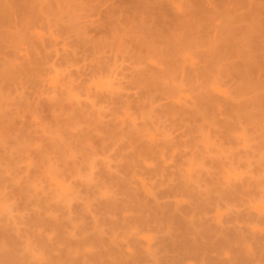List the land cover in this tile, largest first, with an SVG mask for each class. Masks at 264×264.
Here are the masks:
<instances>
[{
	"label": "rangeland",
	"instance_id": "374dc122",
	"mask_svg": "<svg viewBox=\"0 0 264 264\" xmlns=\"http://www.w3.org/2000/svg\"><path fill=\"white\" fill-rule=\"evenodd\" d=\"M262 2L0 0V264H264Z\"/></svg>",
	"mask_w": 264,
	"mask_h": 264
},
{
	"label": "bare ground",
	"instance_id": "6f19581e",
	"mask_svg": "<svg viewBox=\"0 0 264 264\" xmlns=\"http://www.w3.org/2000/svg\"><path fill=\"white\" fill-rule=\"evenodd\" d=\"M197 1H198V0H197ZM199 3H200V2H199ZM260 3H261V2H260ZM262 3H263V5H264V2H262ZM261 5H262V4H261ZM260 7H261V6H260ZM176 9H178V7H176ZM179 9H180V8H179ZM177 12H178V11H177ZM260 15H261V14H260ZM263 18H264V17H263ZM225 27H226V26H225ZM228 27H229V26H228ZM227 29H228V28H227ZM230 29H231V28H230ZM220 30H221V29H220ZM219 34H220V32H219ZM186 60H187V59H186ZM186 63H187V62H186ZM58 85H59V84H58ZM100 85H101V84H100ZM100 85L98 84L97 87H96V89L98 88V86H99L100 89H102V88L100 87ZM53 86H54V85H52V87H53ZM57 87H58V86L56 85V86L54 87V89H56ZM102 87H103V86H102ZM50 88H51V87H50ZM99 88H98V89H99ZM100 89H99V90H100ZM68 94H69V95H68ZM67 95L70 97V93H69V92H67ZM70 98H71V97H70ZM181 99H182V98H181ZM184 99H185V98H184ZM205 147H206V146H205ZM233 179H234V178H233ZM57 187L60 188V185H59V186L57 185ZM57 190H59V189L57 188ZM62 191H63V189H62ZM60 192H61V189H60Z\"/></svg>",
	"mask_w": 264,
	"mask_h": 264
}]
</instances>
